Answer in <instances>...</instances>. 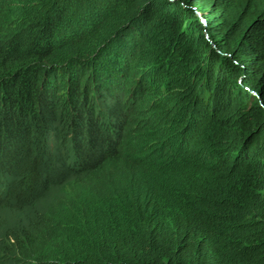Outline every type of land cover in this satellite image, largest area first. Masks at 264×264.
Here are the masks:
<instances>
[{"label": "trees", "instance_id": "16d2710c", "mask_svg": "<svg viewBox=\"0 0 264 264\" xmlns=\"http://www.w3.org/2000/svg\"><path fill=\"white\" fill-rule=\"evenodd\" d=\"M33 144L61 192L21 263L264 264V0H0V145Z\"/></svg>", "mask_w": 264, "mask_h": 264}, {"label": "clouds", "instance_id": "9594fccd", "mask_svg": "<svg viewBox=\"0 0 264 264\" xmlns=\"http://www.w3.org/2000/svg\"><path fill=\"white\" fill-rule=\"evenodd\" d=\"M5 152L6 151L4 150V147L0 145V203H4L9 199H11L14 203H19L13 200L16 194L21 195V197L23 198V200L21 201L23 205L28 200H35L37 198V193H35L34 195L29 194L25 188L27 185H29L36 179L33 174H30V171L34 169L32 167H34L35 163H38L37 169L39 170L40 174L43 173L46 169L47 157L45 151L41 148L39 144H33L29 152L30 158L27 162L24 163L21 168L16 167L12 159L10 160L6 156H4ZM57 177L63 176L58 173ZM57 187L58 192H61V189H59L60 186H55L54 188ZM22 231L23 229L9 236L8 239H11L13 245L11 248H6L13 251V258H16L15 260L17 264L23 263L20 262L14 250V236L17 234L22 236Z\"/></svg>", "mask_w": 264, "mask_h": 264}, {"label": "rangeland", "instance_id": "374dc122", "mask_svg": "<svg viewBox=\"0 0 264 264\" xmlns=\"http://www.w3.org/2000/svg\"><path fill=\"white\" fill-rule=\"evenodd\" d=\"M59 196L58 188L51 189L42 194L35 200H28L24 205L21 203L23 198L16 194L13 198L4 203H0V264H17L13 258V251L6 248L12 247L9 236L28 227L30 215L39 211L42 213Z\"/></svg>", "mask_w": 264, "mask_h": 264}]
</instances>
